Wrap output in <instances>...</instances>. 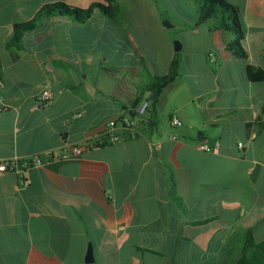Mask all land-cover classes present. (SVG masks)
I'll return each mask as SVG.
<instances>
[{
    "label": "crops",
    "instance_id": "1",
    "mask_svg": "<svg viewBox=\"0 0 264 264\" xmlns=\"http://www.w3.org/2000/svg\"><path fill=\"white\" fill-rule=\"evenodd\" d=\"M226 1L248 58L227 50L233 35L196 27L194 9L180 14L181 68L153 123L152 94L133 103L177 52L152 3L116 0L114 18L96 10L80 23L40 13L109 3L0 0V161H42L0 175V264H86L90 244L94 264H234L236 236L264 241V82L248 77L250 66L264 70V0ZM31 22L15 42V26ZM48 86L53 104L41 109ZM129 115L136 137L120 124ZM111 121L121 140L99 147Z\"/></svg>",
    "mask_w": 264,
    "mask_h": 264
},
{
    "label": "trees",
    "instance_id": "2",
    "mask_svg": "<svg viewBox=\"0 0 264 264\" xmlns=\"http://www.w3.org/2000/svg\"><path fill=\"white\" fill-rule=\"evenodd\" d=\"M105 1L109 3L108 6L96 4L88 10L74 9L64 4L47 5L42 9L40 14L46 17L55 16L57 13L69 15L74 17L78 22L84 23L93 16L96 10H100L105 15L114 18V13L120 10L116 4V0ZM195 2L197 5L195 26L208 24L212 32L224 31L233 35L234 39L226 46L227 50L237 59H247L248 54L243 47L245 31L239 20V10L226 0H195ZM35 25L34 22L16 25L14 41H18L21 33L33 29ZM181 62V53H176L167 76L153 77L147 73V82L141 86L139 95L133 103V106L137 109L141 106L147 93L153 94L155 98L154 100H149L146 108L153 123L158 121V99L166 87L178 77ZM248 77L251 82H264V70L250 66L248 67ZM128 118L133 122L135 121L132 115H129ZM137 129V125H135L133 128H127L126 130L130 136L136 137L138 135ZM199 140L204 141L205 135L201 133ZM232 245L239 250V257L234 264H264V241L257 242L252 231H247L236 236Z\"/></svg>",
    "mask_w": 264,
    "mask_h": 264
},
{
    "label": "built area",
    "instance_id": "3",
    "mask_svg": "<svg viewBox=\"0 0 264 264\" xmlns=\"http://www.w3.org/2000/svg\"><path fill=\"white\" fill-rule=\"evenodd\" d=\"M3 86L2 81L0 80V87ZM39 107L41 109H49L52 104H53V94L51 87H46L43 92L41 93L40 99H39ZM1 110V109H0ZM81 115H76L74 116V119L80 118ZM121 126L124 127L125 129H130L135 126L134 122L130 118L122 119L120 122ZM173 124L175 126H181V122L178 120L173 121ZM117 128V122L116 121H111L107 126V138L105 140H100L98 142V146H109L112 144H116L120 142L121 137L120 135L115 132V129ZM90 143H87L84 146H77L73 148V155L75 157L81 156L84 151H86L88 148H90ZM243 143L239 144V148H243ZM199 149L205 153H215L219 151V146L218 145H209L206 143H203L200 145ZM67 158V157H66ZM32 164L38 166L42 165V161L40 159H34L31 161H21V160H12V161H0V175L6 174V173H16V174H24L25 170L29 168ZM22 185H27L28 181L25 179L21 180Z\"/></svg>",
    "mask_w": 264,
    "mask_h": 264
},
{
    "label": "rangeland",
    "instance_id": "4",
    "mask_svg": "<svg viewBox=\"0 0 264 264\" xmlns=\"http://www.w3.org/2000/svg\"><path fill=\"white\" fill-rule=\"evenodd\" d=\"M148 2L153 4V6L155 7V10H154L155 13L158 14V17L160 16L162 18V23H164L165 20H168L174 26L180 23V21L178 20V16L182 14L183 12L191 13L192 9L197 11V5H196L195 0H186L185 4L180 5L179 7L175 6L174 0H145V3L143 4L141 3L140 5V7L143 8L141 10H145V11L149 10L148 5H147ZM127 7L129 8V6ZM130 8L132 11L134 10L136 11L137 5L136 6L131 5ZM167 31L170 34L173 43H175L176 41H180L182 43V40L185 42V39L180 35L178 28L176 27L172 29L167 28ZM180 53L181 55L184 54V52H180Z\"/></svg>",
    "mask_w": 264,
    "mask_h": 264
},
{
    "label": "water",
    "instance_id": "5",
    "mask_svg": "<svg viewBox=\"0 0 264 264\" xmlns=\"http://www.w3.org/2000/svg\"><path fill=\"white\" fill-rule=\"evenodd\" d=\"M168 29H172L174 28L175 26L172 25L168 20H165L164 23H163ZM174 46H175V51L177 53H180L183 49V44L180 42V41H176L174 43ZM154 95L152 94L151 95V100H154ZM86 264H94L95 263V257H94V251H93V246L90 244L89 245V249H88V253H87V256H86V260H85Z\"/></svg>",
    "mask_w": 264,
    "mask_h": 264
}]
</instances>
